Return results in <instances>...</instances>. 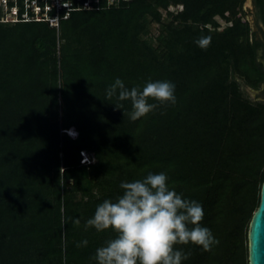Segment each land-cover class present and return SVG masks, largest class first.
<instances>
[{"label":"trees","instance_id":"1","mask_svg":"<svg viewBox=\"0 0 264 264\" xmlns=\"http://www.w3.org/2000/svg\"><path fill=\"white\" fill-rule=\"evenodd\" d=\"M62 1L56 26L21 20L19 1V20L0 21V264H96L116 234L86 221L122 195V181L161 172L202 205L201 226L219 241L176 245L190 253L182 264H248L264 103L243 90L263 78L245 0ZM250 3L264 29V0ZM117 78L172 82L176 102L132 121L131 102L106 95Z\"/></svg>","mask_w":264,"mask_h":264},{"label":"clouds","instance_id":"2","mask_svg":"<svg viewBox=\"0 0 264 264\" xmlns=\"http://www.w3.org/2000/svg\"><path fill=\"white\" fill-rule=\"evenodd\" d=\"M210 42V36H202L196 41L201 48H207ZM174 91L175 85L169 81L149 80L142 88H129L117 78L106 95L109 99L117 96L119 101H130L129 117L136 121L156 109L158 104H174ZM150 99L158 103H150ZM115 107L121 109L122 105ZM167 181L163 172L149 173L132 182L122 181V195L116 201L105 199L97 206L94 216L86 221L85 229H111L116 235L96 249L93 257L96 264H182L190 253L178 250L176 245L191 243L210 251L219 243L209 228L201 226L202 205L183 198L182 194L169 188ZM73 222L79 225L80 219ZM87 243L84 240L77 247Z\"/></svg>","mask_w":264,"mask_h":264},{"label":"built area","instance_id":"3","mask_svg":"<svg viewBox=\"0 0 264 264\" xmlns=\"http://www.w3.org/2000/svg\"><path fill=\"white\" fill-rule=\"evenodd\" d=\"M20 2L21 7H22V12H21V20H39V19H44L48 22L50 25H57V13L59 11L60 7H64L67 5L66 2L62 0H40L42 2V6H38V0H0V21L1 22H14L19 20L18 19V5L17 2ZM91 0H84L82 2V6L84 8H90ZM96 2L97 0H93ZM8 2H11V5H8ZM108 3L111 2V0H107ZM53 8L54 13L52 15L48 14V11ZM172 7H169L171 9ZM180 8V6H178ZM28 12H31L32 14L30 15ZM217 22L222 25V22L217 19ZM207 27H212L210 25H207ZM217 29H220V25L217 26ZM71 135L72 132L69 131ZM81 158L80 162L84 161L87 159V162L92 161L93 158L89 157L87 154L84 152H80Z\"/></svg>","mask_w":264,"mask_h":264},{"label":"water","instance_id":"4","mask_svg":"<svg viewBox=\"0 0 264 264\" xmlns=\"http://www.w3.org/2000/svg\"><path fill=\"white\" fill-rule=\"evenodd\" d=\"M244 2L250 3V0ZM246 241L247 263L264 264V180L260 185L258 204L248 222Z\"/></svg>","mask_w":264,"mask_h":264},{"label":"flooded vegetation","instance_id":"5","mask_svg":"<svg viewBox=\"0 0 264 264\" xmlns=\"http://www.w3.org/2000/svg\"><path fill=\"white\" fill-rule=\"evenodd\" d=\"M249 11L252 12V8ZM247 21L254 40L259 44V46L255 49V59L261 69L263 78L259 80L256 87L250 88L243 86V90L250 100L264 103V29L255 19L250 22V20L247 18Z\"/></svg>","mask_w":264,"mask_h":264},{"label":"rangeland","instance_id":"6","mask_svg":"<svg viewBox=\"0 0 264 264\" xmlns=\"http://www.w3.org/2000/svg\"><path fill=\"white\" fill-rule=\"evenodd\" d=\"M243 9L246 12V17L250 20V22H252L254 18L251 13H249V10H251V3L244 2Z\"/></svg>","mask_w":264,"mask_h":264}]
</instances>
